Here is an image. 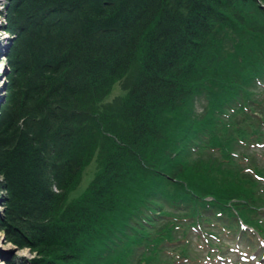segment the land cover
I'll return each mask as SVG.
<instances>
[{
	"label": "trees",
	"instance_id": "obj_1",
	"mask_svg": "<svg viewBox=\"0 0 264 264\" xmlns=\"http://www.w3.org/2000/svg\"><path fill=\"white\" fill-rule=\"evenodd\" d=\"M8 1L0 229L35 252L8 264H203L239 219L264 235V0Z\"/></svg>",
	"mask_w": 264,
	"mask_h": 264
},
{
	"label": "rangeland",
	"instance_id": "obj_2",
	"mask_svg": "<svg viewBox=\"0 0 264 264\" xmlns=\"http://www.w3.org/2000/svg\"><path fill=\"white\" fill-rule=\"evenodd\" d=\"M6 3V0H0V64L3 65V69L0 70V82H3L2 84H0V101L1 102H5L6 99L4 97L5 95V91H6V87L8 85V73L10 71L9 69V65H8V56L5 55V50L7 49V44H9L10 42V38L15 39V33L12 34L8 31L5 30V25L7 23V19H6V8L4 6V4ZM7 33L8 35L5 37L3 34ZM6 88V89H5ZM124 92L123 86L121 84V81L116 82L113 87L111 92L109 93V95L106 97V100H112L114 97H116L119 94H122ZM96 168V161L95 159H93L88 165H86V173H84L85 175L82 176L80 184L77 188L76 191L81 190L89 181V179H91L92 176V170H94ZM0 177H2L0 175ZM2 180V179H0ZM3 196H7L6 195V190L5 188H0V216L3 215V210H4V204H3ZM0 231H3L0 229ZM244 238H242V243L240 244L241 248L239 249L241 252L244 253V256H246L244 259L235 261L234 264H264V260L262 261V258H264V250H261L258 254V259H254L252 257V254L257 250V248L254 246L253 247H249L248 245H245L246 243L243 242V240L245 241V239H248L252 244H253V239L257 242V235H247L246 233L243 234ZM239 234L236 233L234 235L233 241L231 242L233 248H236L237 246V239H238ZM10 241H8L6 239V237L4 236V239L2 241H0V244L6 245L8 244ZM12 243V242H11ZM14 244V243H12ZM15 245V244H14ZM193 246L197 248L196 246V242L193 243ZM22 248H28V247H18L16 246L15 248H5V247H0V264H8L9 261L12 260H25L26 261V257H18L16 255L17 251H19ZM260 247L258 246V249ZM29 249V248H28ZM198 249V248H197ZM30 250V255H35V252L31 249ZM200 250V249H198ZM238 252L236 249H234L233 252H229L228 254H231L232 256L236 257L238 255ZM5 256L6 258H3ZM19 258V259H16ZM260 258V259H259Z\"/></svg>",
	"mask_w": 264,
	"mask_h": 264
},
{
	"label": "clouds",
	"instance_id": "obj_3",
	"mask_svg": "<svg viewBox=\"0 0 264 264\" xmlns=\"http://www.w3.org/2000/svg\"><path fill=\"white\" fill-rule=\"evenodd\" d=\"M5 37L8 35L7 33L3 34ZM3 69V65L0 64V70ZM3 82H0V84H2ZM0 179H2V177H0ZM5 233L3 231H0V241H2L4 239ZM0 247H5V248H15L16 245L12 244L11 242H9L6 245L0 244ZM30 250L28 248H22L19 251H17L16 255L18 257H26L28 259H32L34 258L32 255L29 254Z\"/></svg>",
	"mask_w": 264,
	"mask_h": 264
},
{
	"label": "bare ground",
	"instance_id": "obj_4",
	"mask_svg": "<svg viewBox=\"0 0 264 264\" xmlns=\"http://www.w3.org/2000/svg\"><path fill=\"white\" fill-rule=\"evenodd\" d=\"M5 30H6V28H5ZM6 31H7V30H6ZM10 49H11V47L5 52V55H6V56L9 55ZM2 257H3V256H2ZM3 258H6V257L4 256Z\"/></svg>",
	"mask_w": 264,
	"mask_h": 264
}]
</instances>
